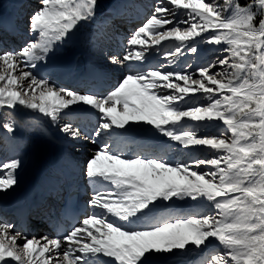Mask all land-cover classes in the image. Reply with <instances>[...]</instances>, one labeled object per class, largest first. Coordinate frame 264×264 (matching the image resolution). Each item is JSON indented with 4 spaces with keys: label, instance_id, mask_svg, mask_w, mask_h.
<instances>
[{
    "label": "snow or ice",
    "instance_id": "6c2138e0",
    "mask_svg": "<svg viewBox=\"0 0 264 264\" xmlns=\"http://www.w3.org/2000/svg\"><path fill=\"white\" fill-rule=\"evenodd\" d=\"M97 7L98 0H40L28 21L32 38L0 51V109L23 107L58 124L64 110L87 105L98 114L96 137L123 136L144 122L167 138L163 147L176 142L209 155L191 164L164 159L159 149L128 156L105 140L83 168L93 185L91 214L40 237L0 219V264H152L156 254L190 253L200 257L194 264H264V0H158L128 37L125 54L109 57L126 71L105 95L59 88L37 75ZM165 41L169 64L197 54L198 42L225 55L195 71L149 67L154 46ZM0 128L14 133L16 121H0ZM60 131L81 135L70 123ZM20 165L0 164V193L17 184ZM174 198L209 211L133 227Z\"/></svg>",
    "mask_w": 264,
    "mask_h": 264
},
{
    "label": "bare ground",
    "instance_id": "6f19581e",
    "mask_svg": "<svg viewBox=\"0 0 264 264\" xmlns=\"http://www.w3.org/2000/svg\"><path fill=\"white\" fill-rule=\"evenodd\" d=\"M22 2L23 0H5L4 5L0 7V20L10 17L13 9H15L18 4ZM131 3L132 0H119L117 2V6L107 10L108 13L106 15L102 14L103 17L101 18V21L96 20L95 25H92L91 27L92 33L94 35H92V33L89 34L88 39L90 41H88L86 44H77L75 46L76 49L69 58H63L59 61H54V63H52L51 65H47V62L51 61V58H53L52 51L49 53L46 63H41L37 68H40L41 72L50 71V74H52V67L61 64L64 69L60 71V73L56 75V77L58 80H63L68 84H70V82L74 81L75 79H78L77 77L84 76V74L88 71L95 69L97 72L103 74L104 77L109 78L110 82H114V84L116 85L126 70L122 69L124 68L123 66L122 68L117 66L114 67H119L118 69H116L114 75H112V73L110 72H106V70L110 69L107 67V64L110 62L106 61V58L104 59L105 55L102 52L106 51H101V40L99 36L100 33H98V31L102 32V26L105 27V24H107L106 22H108L110 18H113L112 20H114L115 18L124 15L126 12H129L130 10L127 7L130 6ZM138 7V9H140V13H148V5L145 7ZM135 18L136 17H130V19L132 20H134ZM117 34L119 35L121 33L117 32ZM115 35L116 32L109 35L107 40L110 41L112 38L115 39ZM70 42L71 40L66 38L61 46L64 47V44H68ZM113 48L114 51L112 49H110L109 51H112L114 54L116 52L123 55L124 51L121 47H119L117 42H113ZM5 49L6 48L4 47V45L0 44V51H4ZM148 66L152 67L153 65L149 64ZM102 68L105 70H102ZM36 74L40 76L37 71ZM67 78L71 80L66 81ZM75 92H77V90H75ZM78 93L87 94L83 91H80ZM72 109V111L64 110L66 114L62 116V119L58 124H53L48 118L39 120L37 116H42V114L35 112L36 116L31 117V119H29L27 122L25 121V131L21 136L17 132L10 134L0 130V137L3 141H6L5 144H8L10 146V154L12 155V158L18 159L21 162L20 167L16 171L17 184L13 188L9 189L3 196L0 195V205H12L17 202L26 203L34 196L43 195L42 192H44L43 198H45V194L47 193V191L52 189L53 187H55V191L57 192L59 187H62L61 181L63 180V176L68 171L71 172L74 178L80 172V168L77 166L78 164L80 165L82 157H79L77 159L74 158L67 152L68 149L70 147L72 148V146H78L82 149H85L83 152L86 156H89V158H91L93 152L95 151V146L102 145L100 140H92L91 142L84 140L83 142H75L74 144H72V141L67 138L68 136L60 131V127L65 123H70L75 128L78 125L77 121L82 120L81 117L80 119L76 118V114L79 113L83 114V117H85V122H88L89 124L90 122H94L93 126L95 127V129L91 133H89L86 138L92 135L96 130L98 114L94 110H91L89 106L82 104L73 105ZM148 126L145 128V130H139L138 126L134 125L133 128L123 136H115L116 140L114 143L118 147H123L126 142L129 141V143H131V140H135L134 142H137L139 145L151 140L158 143L160 147H163L167 138L158 133L155 130L154 126ZM170 143L173 146L171 148H165L166 151L168 149L176 150L178 148H181L176 145V142ZM64 169H67L68 171H65ZM188 210H190V213L197 212L196 209L190 207L189 209H187V211H184V213H187ZM180 211L181 210L176 211V215H181L182 213ZM168 213H170L168 210V206H161L160 204L156 209L153 210L150 216L155 217L159 215L161 217H165V215ZM0 219H3L2 216H0ZM157 221L159 220L142 218V220L138 222L135 227L142 226L144 224L155 223ZM178 258L182 259L183 264H194V262L192 261V256L189 254H180ZM171 260L173 259L168 255H159L158 257L151 259L152 264H176ZM179 262L180 260L177 263Z\"/></svg>",
    "mask_w": 264,
    "mask_h": 264
},
{
    "label": "rangeland",
    "instance_id": "374dc122",
    "mask_svg": "<svg viewBox=\"0 0 264 264\" xmlns=\"http://www.w3.org/2000/svg\"><path fill=\"white\" fill-rule=\"evenodd\" d=\"M23 1H28L27 5L25 6V8L22 10L23 12L26 13V27L24 29H26L28 32V21H29V17L30 15L33 13V11H35L36 9H38L40 7V0H23ZM119 0H98V7L96 10V16L93 20L88 21V22H82L77 28L76 31L79 33L80 32V36L81 39L80 41H78L77 43L74 44L73 40L68 36L67 38L71 40L70 43L68 44H64V47L61 46V44L57 45L54 49H53V54L51 58V61L47 62V65H51L52 63H54V61H59L63 58H69L70 55L74 52V50L76 49V45L77 44H81L84 43L86 44L88 41H90L88 39L89 34L92 33L91 27L92 25L94 26L96 23V20H100L103 17V15H106L108 13L107 10H109L110 8H113L115 6H117V2ZM158 2V0H136L135 4L136 8L135 9H131V13L130 14H126L127 17H131V16H135L138 15L140 11H138V6H149V10L147 13L146 18H148L151 14V12L154 9V6L156 5V3ZM245 2V0H244ZM5 3V0H0V7L3 6ZM23 3V2H22ZM25 5V3H24ZM101 16H100V15ZM99 16V17H98ZM99 21V22H100ZM145 22V21H144ZM143 22V23H144ZM142 23V24H143ZM133 25H135V23H133ZM121 28V27H120ZM121 33V31H118ZM92 35H94L92 33ZM101 37V36H100ZM25 36H22V46L28 41H25ZM32 38V37H31ZM96 39V38H95ZM17 40V39H16ZM101 40V39H100ZM64 43V42H63ZM101 42H100V47H101ZM163 46L157 45L154 46L155 47V51L151 52L150 57H149V63H153L155 64L156 68L163 66V68L167 71H176L179 72L182 69H187L188 71H195V69L197 67H201L204 66L214 60H216L218 57L223 58V56L225 55L224 53L220 52L216 46L214 45H207L204 43H199L198 42V48L199 51L197 54H188L185 53L183 56L178 57L176 62L173 64H169L168 63V59L165 58L164 56V52L168 51L171 48V44L167 41L162 42ZM128 48V46H127ZM126 48V51H127ZM101 51H106V52H102L104 53V59L108 62H110L109 57L115 55L112 51H109L110 49H106L104 47L101 48ZM73 50V51H72ZM95 54V52H94ZM125 54V53H124ZM220 54V55H219ZM116 56V55H115ZM74 62V61H73ZM117 64H112L111 62L107 64L108 68H114ZM61 64L55 65L52 67L51 71H53V74H50V71H46V72H41L40 68H37L36 71L38 74H40L41 77L47 78L51 83L55 84L57 87L62 88L59 84L58 81L55 80L56 75L59 74V72L61 70L64 69V67ZM188 66H191L190 68ZM61 67V68H60ZM75 92V91H74ZM80 92V91H77ZM105 95V94H104ZM191 103H196V101H192ZM36 113L33 112L32 110H28L25 109L23 107H18L16 110H12V109H0V121L3 120H8V119H14L16 121V131L20 136L24 133L25 131V126L24 123L25 121L27 122L29 119H31V117L36 116ZM39 120H44L45 117L43 116H37ZM38 120V121H39ZM135 126H138L139 130H145V128L148 126L146 123L144 122H140V124H136ZM194 127V124H190L188 125V127ZM149 127V126H148ZM1 131H4L2 128H0ZM197 131H202L201 129H197ZM6 132V131H4ZM95 132V131H94ZM69 140L72 141V144H74L75 142H81L77 139H72L71 137H67ZM109 139L108 136H101V138L99 137L96 140H101L103 143L105 140ZM87 141H92L90 139H88ZM83 142V141H82ZM6 141L0 142V164L2 163H6L10 160H12V155L10 154V146L8 144H5ZM109 143V142H108ZM112 144V143H110ZM100 146V145H99ZM99 146H95V151L93 152V154L99 150ZM113 148H115L113 146ZM85 149H82L78 146H72V148L70 147L68 149V153L73 156L74 158H81L83 161L80 162V166L83 165V162L85 163L86 159L84 158V154L83 151ZM135 147L130 148V150L128 149L127 152H124L126 155L128 156H134L136 153L134 152ZM180 150V151H179ZM115 151V150H114ZM92 154V155H93ZM82 155V156H81ZM209 153L207 152H203V151H199V150H188V149H183V148H178L176 150H170L167 152V154L165 155H161L164 157V159H168L174 162H187L189 164H191L194 160L198 159V158H203L205 156H208ZM207 170V169H204ZM2 174V173H0ZM5 193H0L1 196H3ZM0 196V197H1ZM165 204V205H164ZM162 205V204H161ZM168 206V210H170L169 212H176L178 210H182V209H189L190 207H194L196 208V215H200V214H204L206 212L209 211L208 207L206 204H198L196 201H193L191 199H176L174 198L173 201H168L163 203L162 206ZM181 207V208H180ZM207 207V208H206ZM176 210V211H173ZM174 251H178L181 252L180 250H174ZM160 254H156L153 257H150L151 259L158 257ZM164 255H168L170 256V258H172L173 260H171L172 262H175L176 264H180L182 263V259L178 258L180 256V254L178 255H171V254H164ZM192 256V261L196 262L198 260H200V257H196V255L194 254H189ZM175 258V259H174ZM180 260L179 263H177ZM183 264V263H182Z\"/></svg>",
    "mask_w": 264,
    "mask_h": 264
},
{
    "label": "water",
    "instance_id": "95a60500",
    "mask_svg": "<svg viewBox=\"0 0 264 264\" xmlns=\"http://www.w3.org/2000/svg\"><path fill=\"white\" fill-rule=\"evenodd\" d=\"M70 37L73 38L75 41L79 40V35L75 30L70 34Z\"/></svg>",
    "mask_w": 264,
    "mask_h": 264
},
{
    "label": "trees",
    "instance_id": "16d2710c",
    "mask_svg": "<svg viewBox=\"0 0 264 264\" xmlns=\"http://www.w3.org/2000/svg\"><path fill=\"white\" fill-rule=\"evenodd\" d=\"M241 3H244V0H240Z\"/></svg>",
    "mask_w": 264,
    "mask_h": 264
}]
</instances>
